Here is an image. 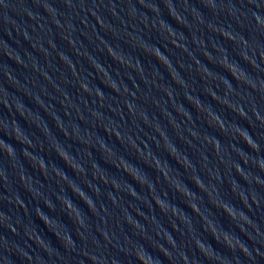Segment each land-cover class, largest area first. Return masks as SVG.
Here are the masks:
<instances>
[{
	"label": "water",
	"instance_id": "water-1",
	"mask_svg": "<svg viewBox=\"0 0 264 264\" xmlns=\"http://www.w3.org/2000/svg\"><path fill=\"white\" fill-rule=\"evenodd\" d=\"M138 257L264 264V0H0V264Z\"/></svg>",
	"mask_w": 264,
	"mask_h": 264
},
{
	"label": "clouds",
	"instance_id": "clouds-1",
	"mask_svg": "<svg viewBox=\"0 0 264 264\" xmlns=\"http://www.w3.org/2000/svg\"><path fill=\"white\" fill-rule=\"evenodd\" d=\"M234 75V73H233ZM221 127L223 128V125H221ZM237 131H239V129H237ZM244 136L245 141L249 144L252 145V141L248 138V136L246 134H242ZM138 259H140L142 261V259L140 257H138ZM143 264V261H142Z\"/></svg>",
	"mask_w": 264,
	"mask_h": 264
}]
</instances>
